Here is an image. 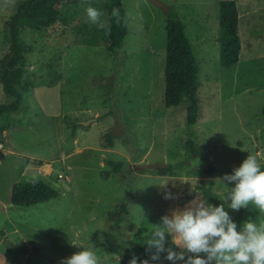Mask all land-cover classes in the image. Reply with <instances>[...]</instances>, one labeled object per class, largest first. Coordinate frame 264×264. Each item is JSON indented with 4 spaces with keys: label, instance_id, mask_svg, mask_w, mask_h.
<instances>
[{
    "label": "rangeland",
    "instance_id": "obj_1",
    "mask_svg": "<svg viewBox=\"0 0 264 264\" xmlns=\"http://www.w3.org/2000/svg\"><path fill=\"white\" fill-rule=\"evenodd\" d=\"M22 1L5 7L0 0V59L7 47L2 19ZM236 1L242 49L231 66L220 62L221 0H124L129 32L116 52L104 47L107 0H62L53 27L24 34L27 90L5 130L0 162V264H61L82 248L101 264H118L126 248L147 249L144 239L162 216L203 200L200 192L187 201L181 194L208 178L206 168L216 169L213 190L225 199L235 186L220 181L225 174L250 154L264 162V0ZM171 5L200 68L193 152L186 105L165 104L164 9ZM89 6L103 12V28L89 22ZM11 100L0 81V103ZM111 160L129 164L106 177ZM32 177H43L59 196L13 205L14 184ZM166 189L178 198L164 199ZM225 210L238 230L249 218L264 222L251 204ZM165 247L180 251L170 236ZM166 256L153 264H172Z\"/></svg>",
    "mask_w": 264,
    "mask_h": 264
},
{
    "label": "trees",
    "instance_id": "obj_2",
    "mask_svg": "<svg viewBox=\"0 0 264 264\" xmlns=\"http://www.w3.org/2000/svg\"><path fill=\"white\" fill-rule=\"evenodd\" d=\"M62 0H24L16 11L8 13L2 19L5 33L6 53L1 57L2 68L0 81L9 102L0 103V120L2 131L10 126V117L13 113L23 109L24 92H26L24 65L27 62L26 47L28 41L24 34L29 31L44 32L53 27L59 19V7ZM163 6V5H162ZM119 9V19L112 15L113 9ZM165 20L167 22V47L165 65V104L167 107L186 105V123L191 128L186 139V147L196 151L198 133L196 126L199 120L201 102L198 92L199 63L192 41L187 33L184 21L179 12L171 5L167 6ZM107 27L104 38V47L109 52L118 51L124 44L129 28L124 9V0H107L106 4ZM240 12L236 0H221L220 2V31L218 36L220 62L223 66H231L240 60L242 42L239 33ZM109 145L113 143V134H106ZM4 141V137H3ZM4 154H1L3 157ZM42 164L43 161H40ZM129 162L111 160L112 171L104 172L106 177L111 173H121ZM264 170V162L261 163ZM214 167L204 170L205 176L195 190L183 192L181 198L187 201L196 192L204 201L219 206L224 203L223 197L213 190L215 174ZM230 190L225 194L228 195ZM59 196L58 190L43 177H32L27 181H19L12 188L11 201L15 206L32 205ZM133 255L139 258L138 264L151 255L144 248L128 247L122 254L118 264H129Z\"/></svg>",
    "mask_w": 264,
    "mask_h": 264
},
{
    "label": "clouds",
    "instance_id": "obj_3",
    "mask_svg": "<svg viewBox=\"0 0 264 264\" xmlns=\"http://www.w3.org/2000/svg\"><path fill=\"white\" fill-rule=\"evenodd\" d=\"M14 3L15 0H4L5 7ZM86 14L90 23L104 27L101 10L89 6ZM112 15L119 19V9L114 8ZM220 181L225 185L235 184L224 203L215 206L197 197L182 209H172L170 215L161 217L159 224L152 225L144 239L151 262L160 260L161 253L166 252V259L172 264L179 261L183 264H264V222L257 224L249 218L238 230L237 223L225 210L226 204L234 211L251 204L264 214V170L258 154L248 155L233 174H225ZM166 185L163 186L166 188ZM173 198L178 197L166 189L164 199ZM169 236L180 251L165 247ZM138 260L133 255L129 264H138ZM61 264H101V259L91 248H82ZM139 264H150V260L144 259Z\"/></svg>",
    "mask_w": 264,
    "mask_h": 264
},
{
    "label": "built area",
    "instance_id": "obj_4",
    "mask_svg": "<svg viewBox=\"0 0 264 264\" xmlns=\"http://www.w3.org/2000/svg\"><path fill=\"white\" fill-rule=\"evenodd\" d=\"M5 130L2 131V121L0 120V162H1V154H5V143L3 141ZM59 177H63L62 174L59 175Z\"/></svg>",
    "mask_w": 264,
    "mask_h": 264
},
{
    "label": "bare ground",
    "instance_id": "obj_5",
    "mask_svg": "<svg viewBox=\"0 0 264 264\" xmlns=\"http://www.w3.org/2000/svg\"><path fill=\"white\" fill-rule=\"evenodd\" d=\"M46 169H48V166H47V168Z\"/></svg>",
    "mask_w": 264,
    "mask_h": 264
},
{
    "label": "water",
    "instance_id": "obj_6",
    "mask_svg": "<svg viewBox=\"0 0 264 264\" xmlns=\"http://www.w3.org/2000/svg\"><path fill=\"white\" fill-rule=\"evenodd\" d=\"M85 124L87 123V122H84Z\"/></svg>",
    "mask_w": 264,
    "mask_h": 264
}]
</instances>
